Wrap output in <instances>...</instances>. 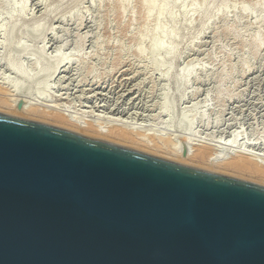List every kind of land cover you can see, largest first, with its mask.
Masks as SVG:
<instances>
[{"label":"water","instance_id":"1","mask_svg":"<svg viewBox=\"0 0 264 264\" xmlns=\"http://www.w3.org/2000/svg\"><path fill=\"white\" fill-rule=\"evenodd\" d=\"M0 264H264V186L0 112Z\"/></svg>","mask_w":264,"mask_h":264},{"label":"rangeland","instance_id":"2","mask_svg":"<svg viewBox=\"0 0 264 264\" xmlns=\"http://www.w3.org/2000/svg\"><path fill=\"white\" fill-rule=\"evenodd\" d=\"M18 23L20 34L13 29ZM41 24L44 34H32ZM178 31L183 38L177 46ZM9 41L11 52L4 53ZM157 42L163 46L158 53ZM22 47L26 54L20 58ZM174 52L180 57L164 58ZM9 59L30 79L19 78L3 64ZM0 62V86L7 76L37 97L58 92L59 80L66 76L63 86L71 85L73 94L67 96L75 102L65 101V109L73 116L82 111L103 116L102 110L120 109L133 117L130 122L144 125L136 127L168 133L192 126L205 139L257 142L263 149L257 153L264 156V0H0ZM68 62L69 70L55 81L58 73L50 74ZM169 68L174 78L166 82L161 77ZM183 69H194V79L185 83L178 75ZM81 81L100 85L79 91ZM84 89L94 90L96 94L86 95L94 96L93 102L79 100ZM194 90L199 92L196 99ZM164 103L169 113L163 118ZM140 151L171 160L163 153ZM190 166L264 186L254 176L223 166L216 171L197 161Z\"/></svg>","mask_w":264,"mask_h":264},{"label":"bare ground","instance_id":"3","mask_svg":"<svg viewBox=\"0 0 264 264\" xmlns=\"http://www.w3.org/2000/svg\"><path fill=\"white\" fill-rule=\"evenodd\" d=\"M176 1H182L183 3H185L187 0H176ZM225 5L226 2H223L221 7H225ZM24 7H26V4ZM209 11H210L209 8H205V16L208 15ZM22 28L21 26H19V23L18 25L13 27V29L14 30L16 29V31L19 34L22 33ZM44 30H42V24H41L34 26V29H32L31 33L35 34L38 37H41L44 34ZM182 33H183L182 31H178L176 34H174V39L177 42V46L182 43V38H183ZM11 47H13V44L10 43L9 41V43H6L4 45L3 48L4 53H10ZM162 50H163L162 43L157 42L156 52L158 53L161 52ZM20 52H21L20 53L21 55L19 56L20 58L22 55L25 56L24 54H26V52L24 47H22V51ZM59 56L61 57V55ZM179 57L180 55L176 52L171 53V55L167 54L164 56L165 59H169L171 61ZM65 60L70 61L69 58ZM63 61L64 60L59 61V64L63 63ZM3 64H5L11 71L13 70L16 73V76H19V78H25L27 80L30 79V75H28L25 72L23 67L16 66L15 64H13V60L9 59L7 61H4ZM67 65H69V62L65 66L61 65L55 67L52 74H50L51 77H54L58 73V75L55 78L56 81V79H58V77H60L61 74H64L69 70V68H66ZM157 68L158 69H156V71L157 70L160 71V68L159 67ZM194 74H195L194 69L191 70L183 69L178 73L180 78L186 81L185 83H187L188 79L190 78L194 79L192 77ZM5 77L6 78H1L3 79V82L1 84L3 85V87L0 86V111L5 112V114L15 116L18 118H29L30 120L32 119V121L41 122L44 124L49 123V125L52 124V126L55 125V127L65 129L70 132L86 135L95 139L108 141L118 145L119 144L124 145L129 148L130 147L138 148L139 151L146 150L149 152L151 151L153 153H160L159 155L163 153L166 155V157L170 158L171 161L184 165H190L194 161H197L198 163L206 166L205 167L206 169H214V171H216L215 169H217L218 166H223L224 168H229L230 170H233L234 172L239 174H244V173L249 174L250 176L256 177L258 181L264 182V156L257 153L258 151H263V149H261V147L258 146V144H256L257 142L242 143L241 140H237L238 138H235V140L231 141V139L230 140L224 139L222 136L221 137L217 136L215 137V139H205L207 137H203L204 133H201L200 131L199 132L196 131L197 129L193 130L192 126H187L185 129L182 127V128H177L176 130H169V131L167 130L169 134L162 133L156 130H150L149 128L146 129L145 127L142 126L136 127L137 124L140 125L143 124L138 122H136L137 124H135L133 123V121L130 122L129 120L131 116L128 117V114L125 113L124 111H120V109L115 110L108 108L102 110V112L100 110H97L98 112L100 111L101 113H103L104 114L103 116L99 114L90 116L88 115L89 112L81 110L82 112H77L73 116L67 113L68 110L66 109L68 108L65 109L66 107L64 103L65 101H68L69 103L75 102V101L73 102L67 96V95L72 96L73 94V93H69L70 90H73L70 89L71 85L63 86L64 84H66V81H64L66 76L60 78L59 81L61 84L58 86V92H56L55 94L50 93V96L47 95L41 97H37L34 93L31 94L28 93L26 90H22L21 86L15 84L10 79V77L7 76ZM161 78L163 81L166 82L172 81V79L174 78L172 69L169 68L168 70H166ZM91 83L92 82H88V84H83V82L81 81L78 84L76 83L75 84H76V88L78 89L83 88L85 86L89 87L90 85L91 87H96L97 85H100V82L98 81L93 82L94 84ZM83 91H81L82 92L81 96L79 95V100L85 101V104L91 103L90 101L94 99V96L86 97V95H88L89 93L91 94L95 93L94 90L84 89ZM197 93L199 92L197 90L196 91L194 90V92L191 93L192 94L191 96L192 97L194 96L195 98L197 97ZM21 100L24 101V107L20 110L18 109L17 106H18V102ZM104 107L105 106H100L99 108H104ZM166 113L167 114L169 113V107L167 104L164 103L161 107V112L159 115L164 118L166 116ZM92 118L97 119V122L93 121ZM131 119H133V117ZM220 125L221 124L217 123L216 128H218ZM204 126L207 127L206 124H204ZM185 143L188 145V149H189L186 157H184L183 155V144ZM254 150H256V152Z\"/></svg>","mask_w":264,"mask_h":264}]
</instances>
